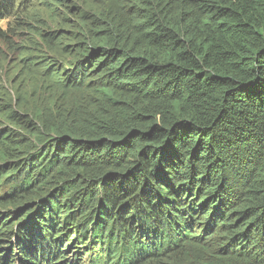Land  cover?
<instances>
[{
    "label": "trees",
    "instance_id": "16d2710c",
    "mask_svg": "<svg viewBox=\"0 0 264 264\" xmlns=\"http://www.w3.org/2000/svg\"><path fill=\"white\" fill-rule=\"evenodd\" d=\"M5 18L45 88H0V264H264V0Z\"/></svg>",
    "mask_w": 264,
    "mask_h": 264
},
{
    "label": "rangeland",
    "instance_id": "374dc122",
    "mask_svg": "<svg viewBox=\"0 0 264 264\" xmlns=\"http://www.w3.org/2000/svg\"><path fill=\"white\" fill-rule=\"evenodd\" d=\"M110 4L113 0H109ZM89 5V4H88ZM21 56H17V60L14 55H8L7 61L4 65L0 66V87L6 91L9 90L10 85L12 87H16V92L31 98H36L38 94H42L45 86L43 85L42 80H39L36 72L39 71V68H35L34 70L29 69L28 67L19 63V59ZM43 99L50 101L48 96H43ZM0 123H4L1 121ZM0 210H2L0 208ZM145 243L148 242V237L145 236ZM195 254V253H193ZM181 260H184L182 256H180Z\"/></svg>",
    "mask_w": 264,
    "mask_h": 264
},
{
    "label": "clouds",
    "instance_id": "9594fccd",
    "mask_svg": "<svg viewBox=\"0 0 264 264\" xmlns=\"http://www.w3.org/2000/svg\"><path fill=\"white\" fill-rule=\"evenodd\" d=\"M7 20L8 19H2V20H0V29L2 30V31H5L6 30V27H7ZM8 39L10 40V41H14L15 43H18V36H12V35H9V37H8ZM4 44H7V43H1V52L2 53H4L6 56H5V61L2 63V65H4L5 64V62L8 60L7 59V56L8 55H13L10 51H8V49H7V47L4 45ZM15 56V59L17 60V56L18 55H14ZM0 88H2L3 89V87H0ZM16 89L17 88H13L11 85H10V88H9V90L7 91H5L4 89H3V91H5V92H7L8 94H9V96H11L12 97V99L14 98V94H15V92H16Z\"/></svg>",
    "mask_w": 264,
    "mask_h": 264
},
{
    "label": "bare ground",
    "instance_id": "6f19581e",
    "mask_svg": "<svg viewBox=\"0 0 264 264\" xmlns=\"http://www.w3.org/2000/svg\"><path fill=\"white\" fill-rule=\"evenodd\" d=\"M54 172V171H53ZM143 235L141 234V237H142ZM143 238V237H142ZM150 237H148V239H149Z\"/></svg>",
    "mask_w": 264,
    "mask_h": 264
}]
</instances>
